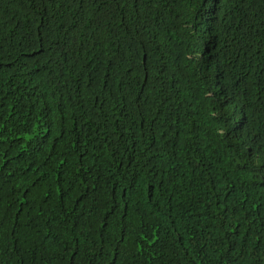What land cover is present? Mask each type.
<instances>
[{
	"label": "trees",
	"instance_id": "1",
	"mask_svg": "<svg viewBox=\"0 0 264 264\" xmlns=\"http://www.w3.org/2000/svg\"><path fill=\"white\" fill-rule=\"evenodd\" d=\"M0 264H264V0H0Z\"/></svg>",
	"mask_w": 264,
	"mask_h": 264
}]
</instances>
